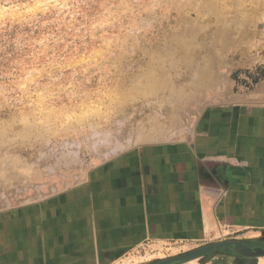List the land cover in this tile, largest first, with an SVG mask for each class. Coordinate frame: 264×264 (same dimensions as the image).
<instances>
[{
	"label": "rangeland",
	"instance_id": "rangeland-1",
	"mask_svg": "<svg viewBox=\"0 0 264 264\" xmlns=\"http://www.w3.org/2000/svg\"><path fill=\"white\" fill-rule=\"evenodd\" d=\"M263 120L264 0H0V264L264 246V223L219 216L220 176L185 145Z\"/></svg>",
	"mask_w": 264,
	"mask_h": 264
},
{
	"label": "crops",
	"instance_id": "crops-1",
	"mask_svg": "<svg viewBox=\"0 0 264 264\" xmlns=\"http://www.w3.org/2000/svg\"><path fill=\"white\" fill-rule=\"evenodd\" d=\"M201 140H203L202 143L188 139L185 145L194 155L200 153L204 156L203 160L208 163L206 167L209 169L205 172L207 176H220L212 183L219 193L217 195L219 216L234 219L224 221L225 223L247 227L263 224L264 216L261 209L264 208V120L236 122L233 137L221 133L208 135ZM230 152L234 156L233 160L241 162L249 158L253 162L252 165L258 164V166L247 169L242 168L239 163L234 164L233 168L223 167L221 161L226 156L221 157V155ZM216 165L221 167L213 168ZM255 177H259L260 180L254 179ZM249 197L250 200H248ZM254 236L249 235L243 238L251 239Z\"/></svg>",
	"mask_w": 264,
	"mask_h": 264
},
{
	"label": "bare ground",
	"instance_id": "bare-ground-1",
	"mask_svg": "<svg viewBox=\"0 0 264 264\" xmlns=\"http://www.w3.org/2000/svg\"><path fill=\"white\" fill-rule=\"evenodd\" d=\"M228 43V42H227ZM221 49V48H220ZM222 52V51H221ZM220 52V54H221ZM219 53V52H217ZM220 56V55H219ZM222 56V55H221ZM220 58V57H219ZM215 74V73H214ZM222 77V76H221ZM160 102V101H159ZM163 104V102H162ZM158 122V121H157ZM156 130V129H155ZM168 130V129H167ZM169 131V130H168ZM159 132V131H158ZM168 136V135H167ZM155 137V136H154ZM223 243H220V244H213L212 245H206V246H203V247H197L195 248L194 250L188 252V253H185V254H182V255H178L177 257H174L172 259H177L179 257V259H186V258H191V257H194V259H197L199 258L201 255H203L205 252H207L208 250H210L211 248L213 247H219L220 249L224 246H222ZM235 251L240 253L241 255L243 256H259V259H263L264 258V248L261 247L260 245H249L245 242H241V241H236V245H235ZM232 250V249H231ZM215 251V250H213ZM217 252V251H216ZM215 252V253H216ZM221 252V251H220ZM208 253V252H207ZM210 254V253H209ZM215 255V254H214ZM223 255V254H222ZM227 256V255H226ZM207 257V256H206ZM221 259V258H220ZM249 259V258H248ZM260 259V260H261ZM218 261V260H217ZM227 261V260H226ZM221 263V262H220ZM262 264V262H261Z\"/></svg>",
	"mask_w": 264,
	"mask_h": 264
},
{
	"label": "water",
	"instance_id": "water-1",
	"mask_svg": "<svg viewBox=\"0 0 264 264\" xmlns=\"http://www.w3.org/2000/svg\"><path fill=\"white\" fill-rule=\"evenodd\" d=\"M235 245H236V241H234V242H226V243H223V245L222 246H224V247H222L221 249H224V248H228V247H232L233 248V251L235 252V253H237V254H239V255H241L240 253H238V252H236L235 251ZM215 249H220L219 247L217 248V247H213V248H211L210 250H208L207 252H205L203 255H201L200 257H202V256H205V255H207V254H209V253H211L213 250H215ZM241 256H243V255H241ZM243 257H245V258H259V256H243ZM193 258L194 257H191V258H186V259H179V257L177 258V259H169V260H167V261H164V262H161L160 264H177V263H184V262H189V261H191V260H193Z\"/></svg>",
	"mask_w": 264,
	"mask_h": 264
},
{
	"label": "flooded vegetation",
	"instance_id": "flooded-vegetation-1",
	"mask_svg": "<svg viewBox=\"0 0 264 264\" xmlns=\"http://www.w3.org/2000/svg\"><path fill=\"white\" fill-rule=\"evenodd\" d=\"M249 245H259V244H253V243H250ZM261 246V245H260ZM261 247H263L264 248V246H261Z\"/></svg>",
	"mask_w": 264,
	"mask_h": 264
},
{
	"label": "trees",
	"instance_id": "trees-1",
	"mask_svg": "<svg viewBox=\"0 0 264 264\" xmlns=\"http://www.w3.org/2000/svg\"><path fill=\"white\" fill-rule=\"evenodd\" d=\"M232 78H233V80H234V76H233Z\"/></svg>",
	"mask_w": 264,
	"mask_h": 264
}]
</instances>
